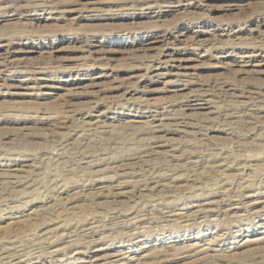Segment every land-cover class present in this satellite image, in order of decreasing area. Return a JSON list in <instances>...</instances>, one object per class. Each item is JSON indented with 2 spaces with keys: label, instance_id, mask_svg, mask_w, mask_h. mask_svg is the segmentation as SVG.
Masks as SVG:
<instances>
[{
  "label": "rangeland",
  "instance_id": "obj_1",
  "mask_svg": "<svg viewBox=\"0 0 264 264\" xmlns=\"http://www.w3.org/2000/svg\"><path fill=\"white\" fill-rule=\"evenodd\" d=\"M263 62L264 0H0V264H264Z\"/></svg>",
  "mask_w": 264,
  "mask_h": 264
},
{
  "label": "bare ground",
  "instance_id": "obj_2",
  "mask_svg": "<svg viewBox=\"0 0 264 264\" xmlns=\"http://www.w3.org/2000/svg\"><path fill=\"white\" fill-rule=\"evenodd\" d=\"M89 1V0H88ZM34 2V1H33ZM179 3V2H178ZM34 5V4H33ZM13 11V10H12ZM181 33V32H180ZM164 36V35H163ZM185 39V38H184ZM197 40V39H196ZM241 40V39H240ZM170 41V40H169ZM201 41V40H200ZM234 42V41H233ZM240 42V41H239ZM260 42V41H259ZM190 43V42H189ZM235 43V42H234ZM174 47V46H173ZM255 47V46H254ZM256 48V47H255ZM28 50V49H27ZM95 51V50H94ZM96 52V51H95ZM161 53V52H160ZM215 55V54H214ZM103 56V55H102ZM242 56V55H241ZM104 57V56H103ZM186 58V57H185ZM244 58H247L246 60L244 59V60H242L241 61V63H242V65H244V66H247L248 65V63H250V62H252V60H254L253 58H252V55H249L248 54V56H245ZM256 59V58H255ZM15 60V59H14ZM21 61V60H20ZM19 61V62H20ZM164 61V60H163ZM172 61H178L179 62V65L178 66H175V67H177L178 69H181V70H187L188 69V66L189 65H187V67H186V65H184L183 66V64L181 63V62H183V61H186V60H175V59H173ZM22 62V61H21ZM3 63V62H2ZM168 63H169V61H168ZM254 63V62H253ZM264 63V62H263ZM6 65V64H5ZM17 65V64H16ZM102 65V64H101ZM156 65H158V64H156ZM174 65V64H173ZM253 65V67H256V68H258V67H260V65H263L262 63H256V64H252ZM8 66V65H7ZM105 66V65H104ZM15 67V66H14ZM45 67V66H44ZM40 68V67H39ZM262 68V67H261ZM154 69H160V67L158 68V67H156V68H154ZM243 69V68H242ZM146 70V69H145ZM243 71V70H242ZM259 72H260V69L258 70ZM158 73V72H157ZM156 73V74H157ZM172 73V72H171ZM179 73V72H178ZM262 73H264V72H262ZM30 74V73H29ZM155 74V73H154ZM155 74V75H156ZM173 74V73H172ZM181 74V73H180ZM184 75L186 74L187 75V73H183ZM259 74H261V73H259ZM109 75V74H108ZM98 76V75H97ZM100 76V75H99ZM163 76V75H162ZM183 76V75H182ZM149 77V76H148ZM181 77V76H180ZM183 79V78H182ZM188 80V79H187ZM189 82V81H188ZM95 83V82H94ZM93 83V84H94ZM193 83V82H192ZM195 83V82H194ZM81 86V85H80ZM184 100V99H183ZM196 103V102H195ZM198 103V102H197ZM148 105V104H147ZM137 106V105H136ZM185 106V105H184ZM189 108V107H188ZM142 109V108H141ZM144 110V109H143ZM150 110V109H149ZM260 110V109H259ZM182 113V112H181ZM186 113V112H185ZM179 114V113H178ZM56 115V114H55ZM63 115V114H62ZM176 115V114H175ZM243 115V114H242ZM177 116V115H176ZM177 118V117H176ZM63 120V119H62ZM89 122V121H88ZM146 122V121H145ZM178 122V121H177ZM181 122V121H180ZM252 122V121H251ZM189 123V122H188ZM250 123V122H249ZM97 124V123H96ZM155 125V124H154ZM254 125V124H253ZM91 127V126H90ZM92 127H94V126H92ZM91 127V128H92ZM199 127V126H198ZM201 127V126H200ZM156 129V128H155ZM155 129H154V131H155ZM179 129V128H178ZM163 130V129H162ZM166 131V130H165ZM170 131V130H169ZM172 132V131H171ZM264 139V138H263ZM253 143V142H252ZM251 143V144H252ZM242 147V146H241ZM149 148V147H148ZM187 156H188V154H187ZM240 159H241V156L239 157ZM190 159V158H189ZM223 159V158H222ZM183 163H185V162H183ZM187 164V163H186ZM229 164V163H228ZM245 164V163H244ZM240 165V164H239ZM191 166H192V164H191ZM208 167V166H207ZM249 167V166H248ZM178 168V167H177ZM230 168V167H229ZM122 170V169H121ZM180 170V169H179ZM116 172V171H115ZM198 173V172H197ZM118 174V173H117ZM116 174V175H117ZM124 175V174H123ZM2 177V176H1ZM101 177V176H100ZM152 178V177H151ZM198 178H199V176H198ZM126 179V178H125ZM91 180V179H90ZM138 180V179H137ZM152 181V180H151ZM119 183V182H118ZM117 183V184H118ZM125 183V182H124ZM144 184V183H143ZM158 185V184H157ZM106 187V186H105ZM104 187V188H105ZM121 187V186H120ZM117 188V187H116ZM145 189V188H144ZM110 190V189H109ZM119 194V193H118ZM196 198V197H195ZM197 212V211H196ZM195 213V212H194ZM177 214V213H176ZM188 214V213H187ZM186 215V214H185ZM138 222V221H137ZM92 227H94V226H92ZM92 229V228H91ZM72 233V232H71ZM70 233V234H71ZM81 234V233H80ZM129 235H130V233H129ZM70 236V235H69ZM90 236H92V235H90ZM89 237V236H88ZM261 239H264V236H262L261 237ZM85 240V239H84ZM137 240V239H136ZM91 241V240H90ZM247 241V240H246ZM92 242V241H91ZM209 243V242H208ZM124 245V244H123ZM145 245V244H144ZM138 246V245H137ZM140 246V245H139ZM91 247V246H90ZM100 247V246H99ZM101 248H103V247H101ZM99 249V248H98ZM174 249V248H173ZM203 250V249H202ZM117 252V251H116ZM143 252V251H142ZM107 253H110V252H107ZM106 253V254H107ZM113 253V252H112ZM97 254V253H96ZM114 254H116V253H114ZM120 254V253H119ZM209 254V253H208ZM88 255V254H87ZM95 255V254H94ZM89 256V255H88ZM100 256V255H99ZM105 256V255H104ZM115 256V255H114ZM123 256V255H122ZM122 256H120V257H122ZM200 256V255H199ZM202 256V255H201ZM94 257H96V256H94ZM107 257V256H106ZM109 257H111L110 255H109ZM124 257V256H123ZM80 258V257H79ZM101 258V257H100ZM119 258V257H118ZM129 258V257H128ZM178 258V257H177ZM93 259V258H92ZM102 259V258H101ZM104 259V258H103ZM131 259H133V258H131ZM130 259V260H131ZM82 260V259H81ZM89 260V259H88ZM97 260V259H96ZM106 260V259H105ZM111 260V259H110ZM83 261V260H82ZM98 261V260H97ZM129 261V260H128ZM134 261V260H133ZM93 262V261H92ZM107 262V261H106ZM110 262V261H109ZM113 262H114V259H113ZM116 262V261H115ZM102 263V262H101ZM126 263V262H125ZM26 264V263H25ZM94 264H96V263H94ZM99 264V263H98ZM112 264V263H111ZM127 264V263H126ZM132 264V263H131Z\"/></svg>",
  "mask_w": 264,
  "mask_h": 264
}]
</instances>
